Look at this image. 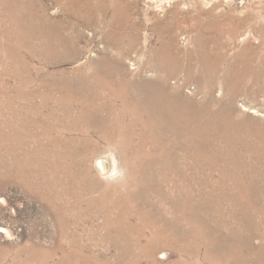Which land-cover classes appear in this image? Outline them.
<instances>
[{"label":"rangeland","instance_id":"obj_1","mask_svg":"<svg viewBox=\"0 0 264 264\" xmlns=\"http://www.w3.org/2000/svg\"><path fill=\"white\" fill-rule=\"evenodd\" d=\"M238 20L243 24L234 29ZM214 24L216 29H212ZM260 29L264 31V0H0V136L12 134L14 124L22 128V140L27 135L39 138L42 127L52 123L55 130L51 134L63 143L62 153L73 147V142L66 139L73 138L77 145L82 137L57 122L56 118L61 119L59 114L54 119L48 114V109L56 108L53 101L48 102L47 110H41L44 99L39 90L92 76L96 65L103 61L114 79L131 84V88L145 82L158 84L169 96L188 104L210 103L220 111L230 107L228 122L238 127L240 137L250 135L252 149L246 154L247 160L250 158L257 170L259 166L264 169V38ZM40 30H44L42 36ZM210 37L206 46L213 56L205 57L202 44ZM43 38L64 47L65 52L57 61L49 63L41 55ZM210 81L211 94L207 87ZM92 132L88 133L92 150L83 161L90 176L114 183L122 175L98 178L93 160L110 154L120 168L119 154L112 144ZM217 143L218 147L224 145ZM29 145L32 147L33 143ZM175 151L181 158L179 148ZM24 152V147L14 142L12 149L0 148V167L13 164L15 156ZM38 152H34L35 158L40 155ZM185 159L189 179L186 184L194 191V199L203 203L214 197L209 200L208 213L202 210V218L214 216L213 228L220 227L219 222L223 221V233L235 230L242 216H233L237 214L236 207L228 198H224L222 212L216 214L214 209L220 196L218 190L231 192L234 188L222 178V168L211 170L204 161L194 167L191 156ZM60 164L67 168L72 161L62 159ZM64 168L53 172L45 166L42 173L67 182ZM170 178L171 183H165L164 188L174 197L176 186L172 183L177 181L180 186L182 182L172 174ZM202 180L200 187L192 183ZM254 183L264 186V180ZM21 184L10 180L0 185V264H126L108 236L99 206L68 194L52 206ZM94 195L99 193L94 192L91 197ZM150 200L164 207L170 218L179 217L170 211L168 201H161L155 194ZM141 206V211L148 210ZM54 207L61 208L57 212ZM253 240L254 244L260 242ZM205 253L203 246L192 257L162 248L155 257L158 264H212L205 259ZM141 264L147 262L141 260Z\"/></svg>","mask_w":264,"mask_h":264},{"label":"bare ground","instance_id":"obj_2","mask_svg":"<svg viewBox=\"0 0 264 264\" xmlns=\"http://www.w3.org/2000/svg\"><path fill=\"white\" fill-rule=\"evenodd\" d=\"M241 23L238 20L233 28H240ZM207 28L211 29L209 26ZM212 29H216L215 24ZM260 31L264 38V31ZM38 32L42 36L44 30ZM211 39L205 38L202 44L205 57L213 56L206 46ZM40 47L41 55L49 63L57 61L65 52L62 45L50 44L44 38ZM102 63L96 65L92 76L79 77L73 84L64 82L45 91L38 89L44 99L41 110L44 111L48 102L53 101L56 108L48 109L51 119L59 114L61 119L56 118L57 122H62L63 127L82 137L79 143L74 145L73 138L66 139V142H73V147L66 148V152L62 153L63 143L51 134L55 124L51 123L44 129V126L42 129L39 126L43 130V133H37L41 135L39 138L27 135L23 140L22 128L13 124L12 134L0 136V148L9 146L12 149L14 142L24 147L25 156H15L13 164L0 167V181L17 180L52 206L54 202L63 201L65 194L99 206L108 236L126 264H141V260L147 264H158L155 253L162 248L192 257L199 253L201 246L206 249L205 259L212 264H264V186L254 183L255 180H264V169L259 166L257 170L250 158L247 160L246 154L252 149L248 140L250 135L240 137L238 127L228 122L231 108L220 111L213 109L210 103L200 106L188 104L169 96L158 84L145 82L131 88V84L114 79L113 73ZM212 85V81L208 82L209 94L212 93ZM90 131L112 144L119 154L120 168L116 167L115 158L110 154L97 156L93 160L98 178H113L115 173L122 175L114 183L100 182L90 176V169L83 161V157L92 150L90 145L93 144L88 138ZM30 142L33 143L32 147ZM217 142L224 145L218 147ZM175 148L181 151V158L177 156L179 154ZM37 150L40 155L38 152L39 156L35 158L34 152ZM188 155L194 167L204 161L210 169L222 168V178L233 184L231 192L218 190L220 196L214 201L217 205L214 209H217L216 214L222 212L224 198H228L236 207L237 214L233 216H242L235 230L223 233V221L219 222L220 227L213 228L211 221L214 216L202 218V210L206 209L208 213L209 200L213 201L214 197L203 203L194 199V191L191 192L186 184L189 183L185 172L188 164L185 158ZM69 158L72 164L64 168L60 162ZM45 166L53 172L64 168L67 182H61L55 176L52 179L46 177L42 173ZM171 174L182 182V187L177 181L172 183L176 186V199L169 196V191L164 188L165 183H171ZM192 183L200 187L203 180ZM94 192L99 195L91 197ZM153 194L161 201H168L170 211L178 213L179 217L170 218L164 207L155 205L150 200ZM141 204L148 210L141 211ZM60 208L54 207V210L59 212ZM255 238L259 239V244L253 243Z\"/></svg>","mask_w":264,"mask_h":264}]
</instances>
